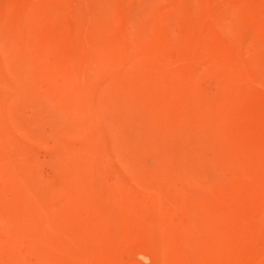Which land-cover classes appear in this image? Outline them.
<instances>
[{"label": "rangeland", "instance_id": "1", "mask_svg": "<svg viewBox=\"0 0 264 264\" xmlns=\"http://www.w3.org/2000/svg\"><path fill=\"white\" fill-rule=\"evenodd\" d=\"M0 264H264V0H0Z\"/></svg>", "mask_w": 264, "mask_h": 264}]
</instances>
